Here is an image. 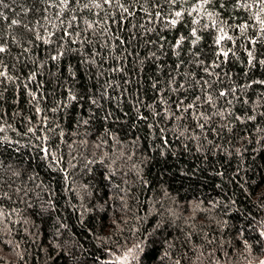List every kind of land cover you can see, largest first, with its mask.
Returning <instances> with one entry per match:
<instances>
[{"label":"trees","instance_id":"16d2710c","mask_svg":"<svg viewBox=\"0 0 264 264\" xmlns=\"http://www.w3.org/2000/svg\"><path fill=\"white\" fill-rule=\"evenodd\" d=\"M0 49V264L264 260V0H0Z\"/></svg>","mask_w":264,"mask_h":264},{"label":"snow or ice","instance_id":"6c2138e0","mask_svg":"<svg viewBox=\"0 0 264 264\" xmlns=\"http://www.w3.org/2000/svg\"><path fill=\"white\" fill-rule=\"evenodd\" d=\"M107 2V0H106ZM177 15H179V13H177ZM3 49H0V51H2ZM221 95H223V93H221ZM260 264H264V260L260 261Z\"/></svg>","mask_w":264,"mask_h":264}]
</instances>
